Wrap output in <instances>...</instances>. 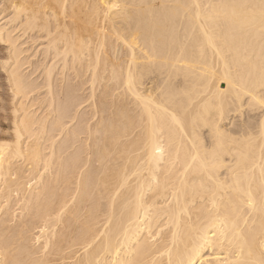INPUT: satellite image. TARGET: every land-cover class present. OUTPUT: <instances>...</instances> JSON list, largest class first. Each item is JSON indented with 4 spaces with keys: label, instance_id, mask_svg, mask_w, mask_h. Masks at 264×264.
Here are the masks:
<instances>
[{
    "label": "bare ground",
    "instance_id": "1",
    "mask_svg": "<svg viewBox=\"0 0 264 264\" xmlns=\"http://www.w3.org/2000/svg\"><path fill=\"white\" fill-rule=\"evenodd\" d=\"M0 44V264H264V0H0Z\"/></svg>",
    "mask_w": 264,
    "mask_h": 264
},
{
    "label": "rangeland",
    "instance_id": "2",
    "mask_svg": "<svg viewBox=\"0 0 264 264\" xmlns=\"http://www.w3.org/2000/svg\"><path fill=\"white\" fill-rule=\"evenodd\" d=\"M33 46L30 47V50H31V48H33ZM7 48H8V46L0 44V145H3L5 147L10 146V145L11 146L15 145V142L17 139L16 133H15L16 132V129H15L16 128V125H15L16 124L15 123V119H16L15 109H16V103H17V94L15 91L14 85L11 81L9 70L7 67L8 63L11 61L10 54L8 53ZM30 50H29V53L34 57L33 60H32V56L30 58L32 60V62L34 61V63L31 62L32 64H34V68L30 64L29 65L31 67L28 68L27 67L28 64H27L26 67L28 68V70L30 69V71H28L27 68H26V71H28L30 76L32 73H34V74H32L33 77H31V78L35 81H39V80H37V78L38 79L41 78L39 81L41 83V81L43 82V79L45 78L44 67L43 68L41 67V66H43L42 64H43V61H45V59H44L43 55L41 56V54L35 55V53H36L35 49H33L31 51ZM33 51H34V53H33ZM49 61L52 62L53 60H49ZM48 63H50V62H48ZM51 64L52 63H50V67L52 66ZM47 65H49V64H47ZM41 69L43 70V72ZM216 72H217V75L220 74V73H218L219 70H217ZM40 74L42 75V77ZM38 76H40V77H38ZM44 83H45V81L43 82V84ZM38 91L40 93L45 92V87L43 88V86H41V88H39ZM38 93H36V94H38ZM31 95H32V93H31ZM43 96L44 95H41V96L39 95V97H43Z\"/></svg>",
    "mask_w": 264,
    "mask_h": 264
}]
</instances>
